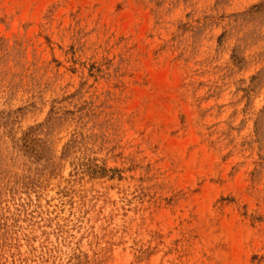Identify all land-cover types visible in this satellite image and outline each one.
<instances>
[{
    "label": "rangeland",
    "instance_id": "1",
    "mask_svg": "<svg viewBox=\"0 0 264 264\" xmlns=\"http://www.w3.org/2000/svg\"><path fill=\"white\" fill-rule=\"evenodd\" d=\"M0 264H264V0H0Z\"/></svg>",
    "mask_w": 264,
    "mask_h": 264
}]
</instances>
